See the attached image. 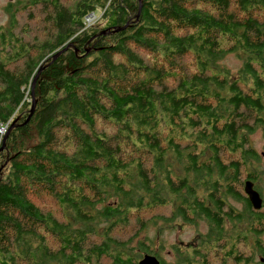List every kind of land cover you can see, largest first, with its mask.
I'll use <instances>...</instances> for the list:
<instances>
[{"label":"trees","instance_id":"16d2710c","mask_svg":"<svg viewBox=\"0 0 264 264\" xmlns=\"http://www.w3.org/2000/svg\"><path fill=\"white\" fill-rule=\"evenodd\" d=\"M45 1L54 33L38 52L71 48L33 91L31 45L0 31V126L25 111L24 91L36 103L5 140L0 264H137L128 250L138 232L122 239L117 228L137 214L143 230L140 212L168 205L167 228L201 220L207 232L157 258L150 247L164 246L162 227L136 243L137 255L212 264L214 251L219 264H264V211L242 192L250 181L263 202L264 168L248 166L259 162L251 135L264 136V0ZM98 8L104 33L80 32ZM229 55L240 62L233 72L222 67ZM21 58L23 72L8 68ZM249 240L257 263L239 253Z\"/></svg>","mask_w":264,"mask_h":264},{"label":"rangeland","instance_id":"374dc122","mask_svg":"<svg viewBox=\"0 0 264 264\" xmlns=\"http://www.w3.org/2000/svg\"><path fill=\"white\" fill-rule=\"evenodd\" d=\"M9 1H11L9 3ZM30 0H0V31L10 30L11 35L14 37H17L19 41L28 42L31 45V50L29 54V59L33 60L34 62H40L38 66V70L36 71V74L34 78L32 79V82L34 81L36 75L38 74V71H42L43 68L46 65H50L52 63L51 58L53 55H55L57 52H60L65 47L67 49L71 48V45L68 44L61 50H57V52H54L50 55L47 54L46 51L38 52V49L40 46L45 44L48 40V38H51L52 34L54 33V28L52 26V17L51 15H48V13L52 12L50 7H48L45 3V0H42V3L37 6L29 5ZM9 3V4H8ZM68 5V4H67ZM47 7V8H45ZM15 11V12H13ZM13 12V13H12ZM89 16H93L94 19L92 23L87 25L86 18ZM51 20V21H50ZM102 9H96L94 12L88 13L83 18V27L81 28L80 32H84L88 30L89 28L100 30V33L102 35ZM66 50L62 51L60 55L65 53ZM47 54V55H46ZM46 55V56H45ZM59 55V56H60ZM45 56V57H44ZM44 57V58H43ZM43 58V59H42ZM42 59V60H41ZM25 58H21L20 60L11 63L8 68L10 70H13L17 73L23 72ZM50 60V61H49ZM57 60V59H56ZM152 61V59H149ZM160 60V59H159ZM222 67H225L232 72L235 71L240 65V62L236 59L234 55L227 56L223 62ZM31 82V85H32ZM31 90V86L29 88ZM30 92V91H29ZM24 94L26 96V103H28L27 108L25 111L20 113V115L17 113L16 119L12 120V117L9 119V121L3 125L0 126V178H5L7 172H8V166L7 163L9 162V159L12 157V155H9L7 151H4L5 147V140L11 129L14 127L20 126L23 123H20L21 119L30 111L31 108V102L32 99L30 95V99L27 98V91H24ZM10 124V126H9ZM9 126V127H8ZM2 139V140H1ZM250 145L252 146V149L255 151L257 156L259 157V162H253L248 166L250 171L254 170H262L264 168V136L262 134V130H257L254 134L250 137ZM35 141V137L32 134V138L29 141V144L33 143ZM264 187V184H262ZM263 191V190H262ZM243 192V187H242ZM263 194V192H261ZM34 197L31 199L36 204H38L40 207H50L51 205L46 201L45 197L43 196H37L36 194H32ZM264 195V194H263ZM228 205H230L233 209L241 210L242 207L237 204V202H234L232 200H228ZM170 206H166L163 208H156L153 209L151 212H140L141 216L139 217L142 219V222H146V228L143 230H138L140 228V223L137 221V214L132 215L130 218V223L127 227L124 228H117L118 231L116 234L118 236H121L122 239H128L134 235L135 231L138 232L136 235L135 241L129 246L130 250H128V253L135 258L136 263H138L142 257L137 255V251L135 248L137 247V242H145L146 240L149 242L150 240L146 237H157L159 234V229L162 227H165V229L162 231V235L160 236V240L163 242L162 244L164 246H159L156 241H154V245L149 244V247L155 253L157 258L168 256V246L171 243H174L175 246H178L180 248L186 247L187 245H191L194 239H197L198 236L204 235L207 232V226L206 224L199 220L195 224H185L181 222L179 219L170 221V224L172 227H168V222H165V219L168 218L170 214ZM261 211H264V207L260 209ZM154 216L150 219L152 221H148L149 217ZM167 230V231H166ZM262 240L261 242L264 244V235L260 237ZM249 245L246 249H241L238 247L239 253L243 257V260L245 258H251L253 263H257L258 261V255L255 254V249L253 247V241L249 240ZM142 243V244H143ZM195 246L196 244L193 243ZM180 251H184L181 249ZM151 256V253H149ZM146 256V255H145ZM221 256L222 254L214 253V251H211L208 255V259L212 264H219L221 262ZM138 261V262H137ZM226 264H232L231 261Z\"/></svg>","mask_w":264,"mask_h":264},{"label":"water","instance_id":"95a60500","mask_svg":"<svg viewBox=\"0 0 264 264\" xmlns=\"http://www.w3.org/2000/svg\"><path fill=\"white\" fill-rule=\"evenodd\" d=\"M124 28L125 27H122V28L113 27V28H111V31L112 32H118V31L123 30ZM102 33H104V32H102ZM66 49H67V47H65L63 50H61L60 52H57L55 55H53V57L51 58V61L52 62L55 61L59 57L60 53ZM39 74H40V71H38V74L36 75L34 81L32 82L31 91H33V89H34L35 82H36ZM31 98L33 99L32 93H31ZM35 104H36L35 100L33 99L31 102V108H30L29 114H28L25 122L22 125L27 124L28 121L30 120L32 114L34 113ZM253 186H254V184L252 182L245 181L243 184V192H244L245 197L248 199L249 203L251 204L252 208L255 211H259L262 208V199H261L260 195L258 194V192L254 190ZM137 264H160V262L154 256L146 255L143 258H141V260Z\"/></svg>","mask_w":264,"mask_h":264},{"label":"flooded vegetation","instance_id":"af4514ba","mask_svg":"<svg viewBox=\"0 0 264 264\" xmlns=\"http://www.w3.org/2000/svg\"><path fill=\"white\" fill-rule=\"evenodd\" d=\"M10 2H11V1H9V3H10ZM9 3H8V4H9ZM261 194H262V193H261ZM262 195H263V194H262ZM261 199H262V198H261ZM263 207H264V199H263V202H262V208H263ZM252 209H253V208H252ZM253 210H254V209H253ZM254 211H255V210H254ZM263 235H264V230H263V232L260 234V237L263 236ZM260 237H259V239H260V243H261V240H262V239H261ZM261 244H263V243H261ZM263 245H264V244H263ZM263 248H264V246H263ZM262 261H263V260H262Z\"/></svg>","mask_w":264,"mask_h":264},{"label":"built area","instance_id":"2783aa9c","mask_svg":"<svg viewBox=\"0 0 264 264\" xmlns=\"http://www.w3.org/2000/svg\"><path fill=\"white\" fill-rule=\"evenodd\" d=\"M93 19H94L93 16H89V17H87V18H86V23H87V25H89L90 23H92Z\"/></svg>","mask_w":264,"mask_h":264}]
</instances>
